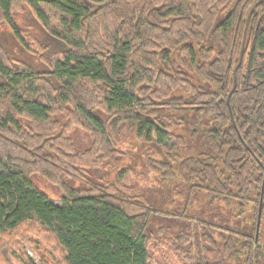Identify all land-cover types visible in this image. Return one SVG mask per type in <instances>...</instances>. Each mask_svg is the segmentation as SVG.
Here are the masks:
<instances>
[{
  "label": "trees",
  "instance_id": "obj_1",
  "mask_svg": "<svg viewBox=\"0 0 264 264\" xmlns=\"http://www.w3.org/2000/svg\"><path fill=\"white\" fill-rule=\"evenodd\" d=\"M258 1L0 0V264H264Z\"/></svg>",
  "mask_w": 264,
  "mask_h": 264
},
{
  "label": "rangeland",
  "instance_id": "obj_2",
  "mask_svg": "<svg viewBox=\"0 0 264 264\" xmlns=\"http://www.w3.org/2000/svg\"><path fill=\"white\" fill-rule=\"evenodd\" d=\"M22 17L18 18V22L23 19ZM0 33H1L2 38H3L2 39L3 43L8 48H10V50L13 53H15L17 55H23L20 47L17 45L15 40H13V38L11 36L10 27L7 24L2 23L0 25ZM73 135L76 139L78 138L79 141H80V139H82L81 141L87 143L86 135L83 132H81L80 130L77 129L76 131H74ZM32 182H33L34 186L40 192L46 194L48 196L49 200H51L53 203H55V204L61 203L60 198H59L60 192H59V189L55 185L49 183L40 175H34L32 178ZM20 241H21L23 249L29 254V256L33 259V261H35L36 264H43L42 257L40 256L39 251L37 250V248L35 246L36 242H33V241L31 242L30 240H28L26 238H22ZM43 243L46 244L44 240H43ZM13 251L17 255V253H16L17 249L13 248Z\"/></svg>",
  "mask_w": 264,
  "mask_h": 264
},
{
  "label": "water",
  "instance_id": "obj_3",
  "mask_svg": "<svg viewBox=\"0 0 264 264\" xmlns=\"http://www.w3.org/2000/svg\"><path fill=\"white\" fill-rule=\"evenodd\" d=\"M259 2H260V0L257 3H259ZM256 4H254L250 8V10H249V12H248V14L246 16V21H245V25H244V29H243V34H242L241 45H240V51H239V55H238V61H237V64L235 65V67L233 68V79H234L233 88L235 86V72H236L237 67L241 64V61H242V54H243V48H244V43H245V36H246V29H247L248 20H249L250 14H251L252 10L255 8ZM228 98L229 97H227V103H228ZM259 212H260V206H259Z\"/></svg>",
  "mask_w": 264,
  "mask_h": 264
}]
</instances>
